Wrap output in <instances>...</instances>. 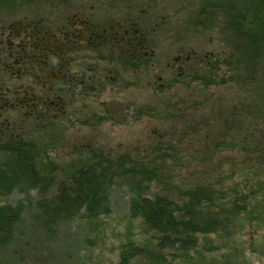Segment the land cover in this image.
<instances>
[{
    "label": "trees",
    "instance_id": "16d2710c",
    "mask_svg": "<svg viewBox=\"0 0 264 264\" xmlns=\"http://www.w3.org/2000/svg\"><path fill=\"white\" fill-rule=\"evenodd\" d=\"M193 3V22L177 29L216 14L220 46L207 54L197 47L211 55L181 85L168 82L126 104L117 127L140 137L108 133L100 142L85 128L62 135L53 123L0 128V264H46L63 226L99 223L111 213L116 185L126 187L129 216L149 243L126 239L115 264H193V253L210 255L216 243L229 255L223 264L264 260V180L248 190L226 191L222 183L231 171H264V0ZM60 142L72 161L41 168L44 152ZM177 172L188 186L176 191Z\"/></svg>",
    "mask_w": 264,
    "mask_h": 264
},
{
    "label": "flooded vegetation",
    "instance_id": "af4514ba",
    "mask_svg": "<svg viewBox=\"0 0 264 264\" xmlns=\"http://www.w3.org/2000/svg\"><path fill=\"white\" fill-rule=\"evenodd\" d=\"M149 2L41 3L22 17L1 18V130L53 123L62 135L80 136L85 128L88 136L107 137L109 128L127 130L117 127L126 104L168 82L181 85L211 54L184 43L163 46L171 24L144 6Z\"/></svg>",
    "mask_w": 264,
    "mask_h": 264
},
{
    "label": "rangeland",
    "instance_id": "374dc122",
    "mask_svg": "<svg viewBox=\"0 0 264 264\" xmlns=\"http://www.w3.org/2000/svg\"><path fill=\"white\" fill-rule=\"evenodd\" d=\"M69 1L73 0H0V19L14 16L22 17L23 13L26 12V8H29L31 5L37 6L41 3H67ZM193 4V0H150L144 6L156 9L159 15H165L166 20L170 21L171 25H165L167 37L164 40L163 46L167 45V47L170 46L172 48L184 43L189 49H197L199 46L200 48L206 47L207 54L213 50L214 46H220L219 38L217 39L216 34L218 31L216 30V25L221 24L223 19H220L216 14H204V18L195 19V28L189 27L187 29L182 27L185 30H178V24L193 22L188 17ZM172 23L174 26H172ZM204 24L206 27L203 26ZM180 32L181 37H179ZM183 34L184 36H182ZM134 132L135 130L127 129L125 131L113 130L108 133L112 134L113 137L118 133V138L120 139L137 138ZM103 139L109 140L108 135L107 137L101 135L100 142ZM53 145V149H48L44 152L46 155H42L41 168L43 169L50 170L51 164L57 165L62 162L68 165L74 158H71V150L64 147L66 143L60 142L56 148L55 144ZM261 180H264V171L256 166H252L251 169H244L243 171H231L229 174H226L222 183L226 184V191L232 186L236 189L248 190L249 187L256 185ZM173 181L174 184L180 186L177 189L175 188L176 191L188 186L186 184V177L182 172H177L174 175ZM18 196L17 194L13 195L11 201L15 202ZM129 197L130 195L125 186L116 185L111 190V213L102 222L89 223V221L83 220L65 227L63 226L59 233L58 242L53 245L51 250L49 249L50 251L46 250V254L43 257L44 260H47L45 263L115 264L117 248L126 239H130L137 244L149 243L147 241L146 231L129 216ZM223 248L225 247H220V244L218 245L216 243L210 248V255L204 254L201 257L193 253L190 262L194 260L193 264L227 263L229 255L227 251H222ZM48 251L49 253L47 254ZM183 261L187 263L185 259H177L172 264H179V262L182 264L181 262ZM169 262H172L171 257L169 258ZM38 263L37 260L33 262V264ZM228 264L238 263L229 262ZM250 264H264V260L257 261L251 259Z\"/></svg>",
    "mask_w": 264,
    "mask_h": 264
}]
</instances>
